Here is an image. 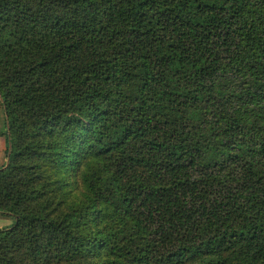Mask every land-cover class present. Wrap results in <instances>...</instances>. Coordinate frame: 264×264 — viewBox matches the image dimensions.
Segmentation results:
<instances>
[{
  "label": "trees",
  "instance_id": "16d2710c",
  "mask_svg": "<svg viewBox=\"0 0 264 264\" xmlns=\"http://www.w3.org/2000/svg\"><path fill=\"white\" fill-rule=\"evenodd\" d=\"M0 264H264V0H0Z\"/></svg>",
  "mask_w": 264,
  "mask_h": 264
},
{
  "label": "crops",
  "instance_id": "0c3cea01",
  "mask_svg": "<svg viewBox=\"0 0 264 264\" xmlns=\"http://www.w3.org/2000/svg\"><path fill=\"white\" fill-rule=\"evenodd\" d=\"M4 129L3 124V112L0 109V131ZM6 162V139L3 134L0 133V166L4 165ZM9 216V215H8ZM13 222L12 217H7L0 215V227L10 226Z\"/></svg>",
  "mask_w": 264,
  "mask_h": 264
},
{
  "label": "rangeland",
  "instance_id": "374dc122",
  "mask_svg": "<svg viewBox=\"0 0 264 264\" xmlns=\"http://www.w3.org/2000/svg\"><path fill=\"white\" fill-rule=\"evenodd\" d=\"M0 215H4V216H7V217H10V216H8V215H6V214H0Z\"/></svg>",
  "mask_w": 264,
  "mask_h": 264
}]
</instances>
